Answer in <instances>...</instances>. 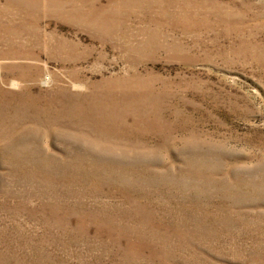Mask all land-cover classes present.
<instances>
[{"label": "rangeland", "instance_id": "374dc122", "mask_svg": "<svg viewBox=\"0 0 264 264\" xmlns=\"http://www.w3.org/2000/svg\"><path fill=\"white\" fill-rule=\"evenodd\" d=\"M0 264H264V0H0Z\"/></svg>", "mask_w": 264, "mask_h": 264}]
</instances>
